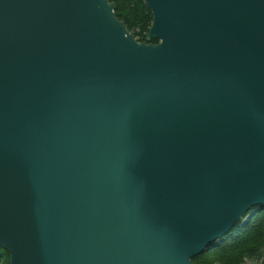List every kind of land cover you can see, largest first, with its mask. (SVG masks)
I'll list each match as a JSON object with an SVG mask.
<instances>
[{"label":"water","instance_id":"1","mask_svg":"<svg viewBox=\"0 0 264 264\" xmlns=\"http://www.w3.org/2000/svg\"><path fill=\"white\" fill-rule=\"evenodd\" d=\"M144 1L139 41L115 1L0 0L10 264H197L264 206V0Z\"/></svg>","mask_w":264,"mask_h":264},{"label":"trees","instance_id":"2","mask_svg":"<svg viewBox=\"0 0 264 264\" xmlns=\"http://www.w3.org/2000/svg\"><path fill=\"white\" fill-rule=\"evenodd\" d=\"M117 16L129 29L135 28L139 41L146 39L153 13L144 0H111ZM158 40L152 39L156 43ZM197 264H264V206L252 208L226 235L194 256ZM0 264H10V253L0 247Z\"/></svg>","mask_w":264,"mask_h":264},{"label":"rangeland","instance_id":"3","mask_svg":"<svg viewBox=\"0 0 264 264\" xmlns=\"http://www.w3.org/2000/svg\"><path fill=\"white\" fill-rule=\"evenodd\" d=\"M247 263H248V264H251L252 262L248 261Z\"/></svg>","mask_w":264,"mask_h":264}]
</instances>
